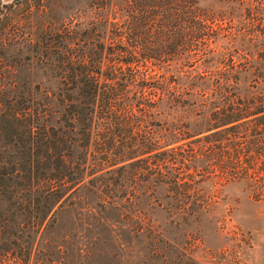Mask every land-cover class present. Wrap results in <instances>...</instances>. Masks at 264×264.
I'll return each mask as SVG.
<instances>
[{
  "label": "trees",
  "instance_id": "trees-1",
  "mask_svg": "<svg viewBox=\"0 0 264 264\" xmlns=\"http://www.w3.org/2000/svg\"><path fill=\"white\" fill-rule=\"evenodd\" d=\"M38 1L0 7V264L47 262L54 229L93 240L128 227L157 186L191 210L211 174L264 199L241 132L232 152L222 135L264 143V0H94L81 29H50ZM15 8L41 26L43 45L23 51L33 62L9 49Z\"/></svg>",
  "mask_w": 264,
  "mask_h": 264
},
{
  "label": "rangeland",
  "instance_id": "rangeland-1",
  "mask_svg": "<svg viewBox=\"0 0 264 264\" xmlns=\"http://www.w3.org/2000/svg\"><path fill=\"white\" fill-rule=\"evenodd\" d=\"M11 1L0 0V7ZM94 3V0H39L38 10L49 15L45 25L48 24L50 29L61 28L69 22L75 29H81L88 22L93 26ZM0 12H3L2 8ZM21 13L20 8H15L8 16L13 27H7L5 31L16 40L9 49L19 51L15 56L17 62H33L32 58L25 59L23 51L32 44L43 45L39 36L41 26L34 18H25ZM166 73H174L171 65ZM232 132H241L243 136L235 141L237 147L251 148L240 155L252 166L250 173L264 168V143L253 146L251 140L255 138L250 130L224 132L227 152H232L231 144H236L228 139ZM215 137L217 135L210 140ZM253 147L262 150L256 153ZM215 153H212L215 159L220 157ZM211 177L210 181L194 188L208 200L204 210H191L189 199L177 198L167 188L157 186L144 193L137 206L132 208L139 219L128 223V227L113 222L111 233L93 240H61L55 238V229L50 231L41 242L42 246L47 241L48 247L47 262L43 264H264V199L261 195H250L241 183L222 184L217 177L213 178V174ZM176 199L182 201L175 202ZM137 230L142 235L135 236ZM58 248L64 251L61 256L57 253ZM39 259L34 256L30 264H38Z\"/></svg>",
  "mask_w": 264,
  "mask_h": 264
}]
</instances>
